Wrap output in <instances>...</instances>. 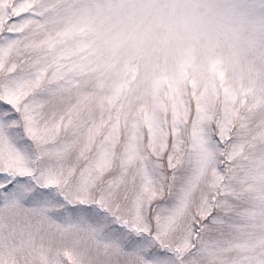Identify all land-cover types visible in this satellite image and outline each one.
Here are the masks:
<instances>
[{"label": "snow or ice", "instance_id": "1", "mask_svg": "<svg viewBox=\"0 0 264 264\" xmlns=\"http://www.w3.org/2000/svg\"><path fill=\"white\" fill-rule=\"evenodd\" d=\"M0 264H264V0H0Z\"/></svg>", "mask_w": 264, "mask_h": 264}]
</instances>
